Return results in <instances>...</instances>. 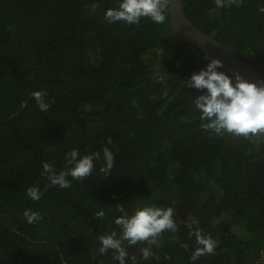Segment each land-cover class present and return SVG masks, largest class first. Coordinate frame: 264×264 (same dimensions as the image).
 Returning <instances> with one entry per match:
<instances>
[{
  "label": "trees",
  "instance_id": "trees-1",
  "mask_svg": "<svg viewBox=\"0 0 264 264\" xmlns=\"http://www.w3.org/2000/svg\"><path fill=\"white\" fill-rule=\"evenodd\" d=\"M119 2L0 0V264H119L111 250L98 252L99 235H119L117 204L130 214L144 204L175 210L178 231L152 249L159 260L142 259L145 244L126 245L137 264H264V137L205 131L194 104L204 93L185 84L207 66L205 52L172 30L169 9L159 25L108 23ZM184 4L196 26L264 79V0ZM34 91L54 98L47 112ZM104 147L115 157L106 178ZM73 148L101 152L92 174L45 189L43 162L59 171ZM25 210L43 218L29 224ZM197 228L219 243L192 261Z\"/></svg>",
  "mask_w": 264,
  "mask_h": 264
},
{
  "label": "clouds",
  "instance_id": "clouds-1",
  "mask_svg": "<svg viewBox=\"0 0 264 264\" xmlns=\"http://www.w3.org/2000/svg\"><path fill=\"white\" fill-rule=\"evenodd\" d=\"M242 2L243 0H214L218 8L238 6ZM169 3L170 0H120L116 8H109L105 12L104 19L108 23L124 22L131 25L139 24L141 18H148L159 25L167 19ZM97 7L99 5L96 3L91 5L93 11ZM259 11L264 13V8H260ZM203 58L208 61L207 66L199 72L192 73L190 78L185 80L187 87L204 93L194 96L195 107L201 113L202 128L217 135L230 134L247 140L264 137V82L259 84L249 82L239 72L234 73L233 80V77L226 72L218 71L224 68L220 59L212 58L208 52L204 53ZM46 96V91L31 93L41 112H47L55 103L54 98L46 101ZM107 143L112 144L111 138ZM102 152L104 163L100 171L106 178L112 173L115 157L108 147H104ZM100 158L99 151L81 156L80 151L73 148L65 154L63 166L59 171L53 164L44 161L41 175L49 181L45 189L48 187L71 188L72 182L68 177L72 180H86L95 167L94 160ZM27 196L33 201H39L42 193L38 187H29ZM114 209L121 213L114 221L119 229V235L115 230L110 234L99 235V254L106 255L111 250L113 261L126 264V261L130 260L131 264H137L136 255L129 256L127 246L142 243L146 245L140 249L142 259L159 260L160 257L152 251L153 246L161 247L160 238L165 231L172 233L178 231V225L173 218L174 208L144 204L133 208L131 214L123 204H117ZM94 215L98 220H102L106 213L101 208L94 212ZM24 217L29 224H36L43 218L39 212L31 210H25ZM191 235L195 236L197 245L190 257L192 261L202 256L215 254L219 242L212 236L204 235L199 228L190 233ZM182 246L185 251L188 250L187 244ZM164 259L170 260L171 257L166 255Z\"/></svg>",
  "mask_w": 264,
  "mask_h": 264
},
{
  "label": "water",
  "instance_id": "water-1",
  "mask_svg": "<svg viewBox=\"0 0 264 264\" xmlns=\"http://www.w3.org/2000/svg\"><path fill=\"white\" fill-rule=\"evenodd\" d=\"M168 9L172 30L185 42L194 45L203 52H208L212 58L220 59L224 64L223 69L233 79L234 73L239 72L249 82L257 84L264 82V79L243 58L192 22L186 13L184 0H170Z\"/></svg>",
  "mask_w": 264,
  "mask_h": 264
}]
</instances>
